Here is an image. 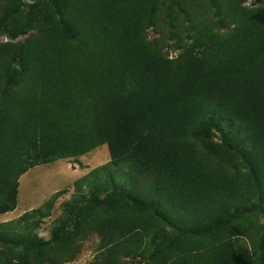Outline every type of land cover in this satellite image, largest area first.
<instances>
[{
    "label": "trees",
    "instance_id": "1",
    "mask_svg": "<svg viewBox=\"0 0 264 264\" xmlns=\"http://www.w3.org/2000/svg\"><path fill=\"white\" fill-rule=\"evenodd\" d=\"M13 1L29 5L23 24L41 26L47 0ZM226 3L227 32H208L175 57L145 41L152 9L139 0L58 6L59 25L39 36L40 57L0 55V213L16 207L18 178L29 168L103 144L110 156L74 181L73 202L63 203L68 215L52 221L48 238L39 236V223L56 195L43 209L1 222L0 264H31L34 254L59 264L90 232L104 247L91 264H120L123 255L148 251L139 227L158 220L178 236L151 238L160 264H264V223L233 225L250 211L264 213V7ZM24 78L30 83H10ZM209 129L237 150L245 179L187 143ZM112 194L152 212L143 221L90 216Z\"/></svg>",
    "mask_w": 264,
    "mask_h": 264
},
{
    "label": "rangeland",
    "instance_id": "2",
    "mask_svg": "<svg viewBox=\"0 0 264 264\" xmlns=\"http://www.w3.org/2000/svg\"><path fill=\"white\" fill-rule=\"evenodd\" d=\"M93 0H47L44 11L47 13L41 22V26L34 28L32 25L23 24L29 13V5L15 4L13 0H0V55L2 60L6 55L11 57L16 53H27L33 59L41 56V38L54 27L60 18L58 6L68 5L67 8H76ZM151 6L152 12L143 23V37L149 47L166 57H175L180 54L193 41L203 38L206 33L214 32L224 34L228 30L226 19L227 1H231L241 7L255 8L264 7V0H139ZM75 8V9H76ZM74 9V10H75ZM70 12L69 10H67ZM7 16L6 14L11 13ZM44 12V13H45ZM223 22V25L220 22ZM39 38V39H38ZM38 39V40H37ZM36 40V41H34ZM35 55V57H34ZM13 59V58H12ZM11 59V60H12ZM2 62V61H1ZM17 59L11 62V68L15 66ZM0 66L1 63H0ZM16 67V66H15ZM18 68V67H16ZM27 79V78H26ZM19 79L11 83L22 87L29 84L30 79ZM196 151L210 160L220 171L237 179H245L248 169L235 148L230 146L217 130L209 129L204 133H194L186 138ZM110 156L106 144L100 145L84 154L59 158L52 162L38 164L29 168L18 178L17 204L12 211L0 213V223L15 220L25 212L32 209L45 207L56 195V200L51 209L49 217L40 223L39 236L48 238L52 221L58 217H65L63 203L72 201L75 193L74 181L86 175L93 168L109 161ZM222 164H215L217 162ZM104 178V177H102ZM132 184L127 182L124 186L125 192L131 191ZM84 192L89 194V188L84 187ZM110 190V189H109ZM106 194L100 195L104 197ZM88 197V196H87ZM111 202L103 204L93 210L88 209L90 216H125L139 221L146 220L152 209H139L125 196L112 194ZM109 198V199H110ZM73 202V201H72ZM85 207V202H79V209ZM70 216H75L71 213ZM264 223V213L250 211L242 218L234 221L233 225L240 227L257 226ZM144 234L143 244L149 246L144 254L137 253L120 257V264H160V259H154L151 253V238L158 232L157 241L176 239L175 229L163 221L158 220L150 225L139 227ZM89 231V230H88ZM227 233L226 231L219 234ZM201 240L197 237L198 241ZM248 247L249 242L245 241ZM104 247L96 233L90 232L81 242V247L74 257L63 260L59 264H91L100 258ZM251 250V248H250ZM260 251H256L259 257ZM31 264H41L38 255L31 256ZM50 264V263H46Z\"/></svg>",
    "mask_w": 264,
    "mask_h": 264
}]
</instances>
